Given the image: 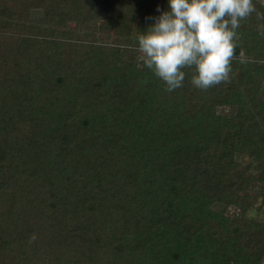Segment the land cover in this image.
<instances>
[{
    "label": "trees",
    "instance_id": "1",
    "mask_svg": "<svg viewBox=\"0 0 264 264\" xmlns=\"http://www.w3.org/2000/svg\"><path fill=\"white\" fill-rule=\"evenodd\" d=\"M253 3L229 81L169 93L137 51L168 0H0V264H261L264 221L230 212L264 202ZM240 147L257 174L209 158Z\"/></svg>",
    "mask_w": 264,
    "mask_h": 264
},
{
    "label": "clouds",
    "instance_id": "2",
    "mask_svg": "<svg viewBox=\"0 0 264 264\" xmlns=\"http://www.w3.org/2000/svg\"><path fill=\"white\" fill-rule=\"evenodd\" d=\"M168 5L137 36L144 66L169 93L183 87L185 69L193 70L191 84L202 91L228 82L240 22L253 13L260 16L253 0H168Z\"/></svg>",
    "mask_w": 264,
    "mask_h": 264
},
{
    "label": "rangeland",
    "instance_id": "3",
    "mask_svg": "<svg viewBox=\"0 0 264 264\" xmlns=\"http://www.w3.org/2000/svg\"><path fill=\"white\" fill-rule=\"evenodd\" d=\"M257 1L264 3V0ZM33 15L38 16L39 11H34ZM239 152L240 159H236V157L234 155L232 156L229 152H226L223 149L218 150L217 148H214L213 151L209 153V158L212 162L220 164V167L228 168L230 171H240L247 175L248 173L254 175L257 174V171L252 168V158L249 152L243 147L239 148ZM250 167L252 169L249 170ZM234 192L247 194L251 205L249 206L250 208H243L240 205L233 206L230 208L231 214H234L237 217L241 214L239 218L243 220L252 217L264 221V202L260 193V186L256 184V182L246 185L245 190H239V187H235ZM215 207L219 208L218 205Z\"/></svg>",
    "mask_w": 264,
    "mask_h": 264
}]
</instances>
